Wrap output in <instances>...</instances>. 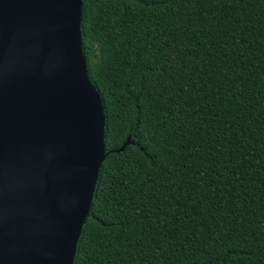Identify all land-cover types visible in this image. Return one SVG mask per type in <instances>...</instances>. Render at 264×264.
<instances>
[{
	"label": "trees",
	"instance_id": "1",
	"mask_svg": "<svg viewBox=\"0 0 264 264\" xmlns=\"http://www.w3.org/2000/svg\"><path fill=\"white\" fill-rule=\"evenodd\" d=\"M80 29L107 155L73 264H264V0H84Z\"/></svg>",
	"mask_w": 264,
	"mask_h": 264
},
{
	"label": "water",
	"instance_id": "2",
	"mask_svg": "<svg viewBox=\"0 0 264 264\" xmlns=\"http://www.w3.org/2000/svg\"><path fill=\"white\" fill-rule=\"evenodd\" d=\"M83 1L0 0V264H73L91 207L107 152Z\"/></svg>",
	"mask_w": 264,
	"mask_h": 264
}]
</instances>
